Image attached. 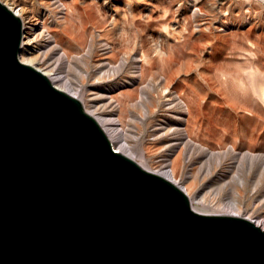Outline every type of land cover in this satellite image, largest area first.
<instances>
[{
	"label": "rangeland",
	"instance_id": "1",
	"mask_svg": "<svg viewBox=\"0 0 264 264\" xmlns=\"http://www.w3.org/2000/svg\"><path fill=\"white\" fill-rule=\"evenodd\" d=\"M14 6L38 26L29 55L121 126L152 168L174 162L193 198L237 197L245 211L262 202L255 215L264 216V0Z\"/></svg>",
	"mask_w": 264,
	"mask_h": 264
},
{
	"label": "water",
	"instance_id": "2",
	"mask_svg": "<svg viewBox=\"0 0 264 264\" xmlns=\"http://www.w3.org/2000/svg\"><path fill=\"white\" fill-rule=\"evenodd\" d=\"M0 1V264H264L252 220L202 214L115 151L76 97L18 59Z\"/></svg>",
	"mask_w": 264,
	"mask_h": 264
},
{
	"label": "bare ground",
	"instance_id": "3",
	"mask_svg": "<svg viewBox=\"0 0 264 264\" xmlns=\"http://www.w3.org/2000/svg\"><path fill=\"white\" fill-rule=\"evenodd\" d=\"M13 1V2H12ZM7 0V3L5 4L9 9H11L16 15L22 18V38L20 43V48L18 52V59L20 62L30 65L42 74H44L52 86L55 88L72 95L79 99V101L82 104L83 110L87 112L89 115H91L99 124L101 129L104 131L105 135L111 142L112 148L115 149V151H118L119 153H122L123 155L131 158L134 160L138 165L143 167L149 172H153L172 184H174L177 188H179L188 198L190 208L195 210L199 213L204 214H230L235 216H242L245 218H248L249 220H252L255 225L259 226L264 231V216H257L256 212H258L259 207L261 203L256 204L252 207L251 211H245L246 208L243 206L240 201L237 200V197L229 199L228 201L222 202V201H210L208 202L207 199L204 196H200L197 198H193V183H190L189 185H183L182 183H179V180L177 178V164H172V166L168 168H160V169H154L151 167V164H148V155L145 151H139L135 153L132 150L131 144L123 135H121V126H115V122L111 120L110 118H104L100 115H96L93 110H88L86 106H83V103L78 96L77 92L71 91V88L67 82V80L62 79V77L57 73L52 71V69H47L46 65H43V59L38 58L39 56H33L29 55V46L30 44L39 36V30L38 26L35 23H27L30 21L28 19V16L25 15V9L23 8H15L14 6V0ZM4 4V3H3ZM28 19V20H27ZM41 32V31H40ZM31 53V52H30ZM239 102V101H237ZM85 105V104H84ZM110 119V120H109ZM120 125H122L120 123ZM123 127V125H122ZM123 129V128H122ZM231 148H233V145H231ZM246 154H250L248 157L251 159L256 158L253 152L246 151ZM258 209V210H257Z\"/></svg>",
	"mask_w": 264,
	"mask_h": 264
}]
</instances>
